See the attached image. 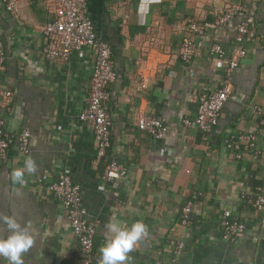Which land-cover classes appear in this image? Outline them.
Wrapping results in <instances>:
<instances>
[{
    "label": "crops",
    "instance_id": "0c3cea01",
    "mask_svg": "<svg viewBox=\"0 0 264 264\" xmlns=\"http://www.w3.org/2000/svg\"><path fill=\"white\" fill-rule=\"evenodd\" d=\"M56 0H19L16 13L0 0V40L5 59L0 86L12 95L3 108L5 130L31 132L27 154L10 148L0 162V214L15 208L36 237L24 264H78V243L65 211L48 189L67 170L80 186L82 203L97 221L94 261L110 219L128 225L142 220L148 237L129 253L127 264H163L172 244L184 242L176 264H264V206L240 199L264 193V125L252 106H264V0H88V16L97 35L111 47L116 79L107 107L111 118L110 157L127 168L112 182L101 178L104 161L96 160L92 126L80 121L86 105L94 52L83 48L67 60H47L43 27ZM231 5L242 9L224 26L194 36V57L180 59L182 39L192 21H213ZM255 30L246 56L234 69L229 98L211 133L185 126L196 114L203 91L223 86L237 26ZM220 43L226 57L210 55ZM3 102V101H2ZM142 114L162 116L163 139L139 130ZM256 133L255 149L240 157L223 144L225 137ZM244 144V142H242ZM31 156L38 165L23 186L9 180L12 169ZM193 200L189 225L180 224L181 209ZM230 210L244 221L235 241L221 236L220 218ZM0 235H7L0 225ZM0 264H6L0 259Z\"/></svg>",
    "mask_w": 264,
    "mask_h": 264
},
{
    "label": "built area",
    "instance_id": "2783aa9c",
    "mask_svg": "<svg viewBox=\"0 0 264 264\" xmlns=\"http://www.w3.org/2000/svg\"><path fill=\"white\" fill-rule=\"evenodd\" d=\"M5 9L9 12L18 11L19 0H2ZM88 0H56L52 17L43 27L45 43L42 53L47 60H67L69 56L83 48H90L94 52L92 81L86 97V105L79 114L80 121L89 123L93 128L96 143V160L104 161L101 178L105 182H112L126 175L127 168L110 157L111 147V118L107 107L109 86L116 79L113 66L111 47L101 39L88 16ZM241 5H231L226 11L213 21H192L187 25L189 35L182 39L180 59L188 64L194 57V36H203L210 29L226 25L240 10ZM255 30L249 22L242 21L236 28L232 56L228 60L225 70V81L222 87L212 91L200 93L197 102L196 114L184 117L182 123L194 127L202 133H211L217 129L221 111L229 98L230 81L234 69L246 56V44L253 41ZM209 53L215 58L224 59L226 50L220 43H213ZM5 49L0 40V68L4 64ZM12 92L0 86V162L6 152L14 147L18 152L27 154L30 151L31 132L21 129L17 134L5 130L3 108L5 101ZM3 101V102H2ZM252 111L257 115L259 124L264 125V106L254 104ZM139 130L147 133L154 139H163L168 132L166 119L162 116L142 114L137 119ZM244 142V144H242ZM224 146L236 152L240 157L242 149H255L256 133L225 137ZM52 196L61 203L71 226L73 235L78 243V264H93L94 236L97 221L91 220L87 209L83 205L80 186L73 182L69 172H60L56 180L49 186ZM240 199L250 206L261 208L264 206V193L258 188L253 196L242 193ZM193 200H188L181 209L180 224L187 226L191 222ZM243 220L230 210H224L220 218L221 236L225 241L233 242L245 231ZM184 242L178 240L172 244L170 258L163 264H176L182 253Z\"/></svg>",
    "mask_w": 264,
    "mask_h": 264
},
{
    "label": "clouds",
    "instance_id": "9594fccd",
    "mask_svg": "<svg viewBox=\"0 0 264 264\" xmlns=\"http://www.w3.org/2000/svg\"><path fill=\"white\" fill-rule=\"evenodd\" d=\"M38 165L29 156L23 167L11 170L9 180L19 186L26 182V174L37 173ZM0 225L7 235H0V259L6 264H24V254L29 252L36 242L31 225L21 222V216L12 209L10 214H0ZM106 237L100 246L98 264H127L129 253L148 237V227L142 220L130 225L116 219H110L105 225Z\"/></svg>",
    "mask_w": 264,
    "mask_h": 264
}]
</instances>
